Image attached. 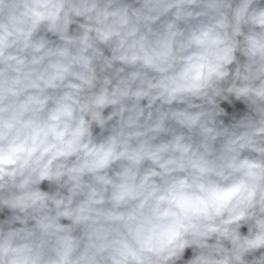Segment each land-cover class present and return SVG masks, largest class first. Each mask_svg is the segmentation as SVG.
<instances>
[{
    "label": "clouds",
    "instance_id": "1",
    "mask_svg": "<svg viewBox=\"0 0 264 264\" xmlns=\"http://www.w3.org/2000/svg\"><path fill=\"white\" fill-rule=\"evenodd\" d=\"M0 264H264V0H0Z\"/></svg>",
    "mask_w": 264,
    "mask_h": 264
},
{
    "label": "crops",
    "instance_id": "2",
    "mask_svg": "<svg viewBox=\"0 0 264 264\" xmlns=\"http://www.w3.org/2000/svg\"><path fill=\"white\" fill-rule=\"evenodd\" d=\"M0 218H2V217H0Z\"/></svg>",
    "mask_w": 264,
    "mask_h": 264
}]
</instances>
